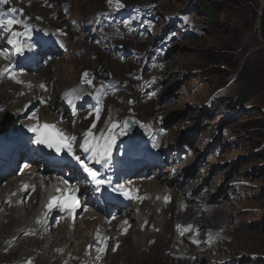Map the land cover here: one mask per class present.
Segmentation results:
<instances>
[{"label": "rangeland", "instance_id": "1", "mask_svg": "<svg viewBox=\"0 0 264 264\" xmlns=\"http://www.w3.org/2000/svg\"><path fill=\"white\" fill-rule=\"evenodd\" d=\"M65 1L72 6L74 15H81L85 19L109 8L108 0ZM120 1L127 8L151 3L150 0ZM165 1L161 5L156 4L153 7H147L142 14L145 18L144 23L140 25L142 29L146 26H149L150 29L156 27L159 17L155 16V13L159 11L162 17L165 18L166 23H169V27L173 25L174 30L167 37L168 40L178 38L188 31L193 32L195 30L197 32L201 24L206 32L199 39L177 44V49L170 57L168 68L164 75V80L166 81L164 93L166 94L171 90L173 94H176V96H173H175L178 103L172 105L173 107L167 108L165 115L169 116L174 113L176 118H181L182 114H185L187 110L189 113L192 112L191 119L194 120L199 110L203 108V104H206L212 96L217 97L219 104H223L228 110L227 113H229L231 110L228 101L233 100L238 95L244 88L245 83L250 85L252 88L251 93H254L249 102L243 106L241 113L228 117L221 127L216 130L217 133L221 132L223 135V129L226 128L225 136H231L232 139L236 138L239 143V147L235 148L233 146L229 152L221 157L222 172L217 180L223 181L225 175L229 173L227 168L228 161L231 162L236 158L247 157L248 159L239 162L237 167L241 168L242 181L247 188L254 192V196L247 198L246 202L225 201L224 209L228 211V213H223L225 217L217 210H213L214 212L209 216H204L202 221L206 218L207 222H204V224L210 229V226H220L223 223L221 222L222 220L229 221L232 217V210L244 209V215L240 217L245 222L243 229H241V225L228 224L227 228L223 229V235L226 236L225 244L221 245L218 251L222 259L233 257L238 261L244 260L246 264H252L251 261L253 260V263H255L256 259L259 264H264V136L256 140L250 135V130H246V126L244 127L245 123L249 124L250 121L262 119L260 130L263 131L264 135V43L260 40L261 19L260 23L258 22V13L260 12L262 0H213L218 11L216 25H213L202 11H198L190 0ZM36 7L37 11L41 12V8L37 5ZM192 8V11H196L190 13L189 11ZM46 12L49 13V11ZM122 23L124 24L123 20L120 24ZM61 26L63 25H57V27ZM79 47H83L85 50V52L84 50L81 51L84 54L82 59L70 60L68 56L65 58L68 60L55 61L51 68L47 69L49 70L48 73L50 75L47 73L49 76L55 74V78L57 77L56 87L58 90L63 88V86L77 82L78 79L82 80L83 73L95 74V72H98L99 67L105 68V71L110 73L112 77L115 76L118 81L126 80V74L136 68L120 64L108 56L97 53V49L89 44L87 46L80 44ZM223 49H226L228 54L219 55L222 58L221 60L217 59V62L208 60V57L211 58L215 53H222ZM94 51L95 54H93ZM212 59L215 60V58ZM243 65H247V69L250 72L247 79H244L246 78L245 75L242 78L239 77ZM91 79L94 82V79ZM221 84L225 86L219 88ZM175 85H177V88L173 90ZM193 87L197 90L195 93H191ZM124 96L123 94L122 97ZM112 102L117 105L115 101ZM119 107L121 111L125 112L134 108V105L133 102L127 101ZM142 110L147 115H152V112L156 110V103L145 105ZM257 113L258 115H256ZM220 114L222 118L225 115L224 111H220ZM217 121H219V117L215 118L213 116L209 125L214 127ZM250 127L248 128L247 126L248 129H252ZM171 137L177 139L179 133L175 132ZM259 150H263V153H258ZM249 171L253 173L247 175ZM232 203L233 206L227 209L229 204ZM173 210H175V206H173L172 212L168 216H174ZM191 214L196 216L192 211ZM165 220L167 221V219ZM212 220L217 222L209 225ZM168 226L169 228L171 227L169 223ZM10 232L13 231L8 229L6 235L11 234ZM132 233H135L134 229L131 231V235ZM128 242L129 239L122 246L123 249L120 247L121 252L113 257L111 264H129L123 261L124 255L126 256L129 253V250H127ZM152 251L154 252L152 253ZM152 251L149 253L144 251L147 256L139 264H154L155 258L167 256L163 254V248H161L159 242L152 248ZM214 258L215 253L203 255L201 258L198 257L195 264H211L214 263ZM166 260H156V264H178L174 260H172L174 263L169 261L168 257H166Z\"/></svg>", "mask_w": 264, "mask_h": 264}, {"label": "snow or ice", "instance_id": "2", "mask_svg": "<svg viewBox=\"0 0 264 264\" xmlns=\"http://www.w3.org/2000/svg\"><path fill=\"white\" fill-rule=\"evenodd\" d=\"M109 6H115L117 9L124 7L120 0H108ZM10 0H0V8L4 6H9ZM22 11V10H21ZM17 9L15 8H4L0 10V38L6 37V45L10 46L11 51L0 50V57H3L5 60L9 61V64L3 67L0 70V76L6 77L14 80L16 83H23L17 79V71L15 70V64L12 63V60L15 57L24 56L26 52H32L33 45L31 41V27L27 24H24L22 20L14 18L9 13H16ZM17 28H23V31L16 30ZM82 83L92 86V79L90 78L89 73H83ZM41 88H45V85H40ZM75 91V90H73ZM73 92H69L67 95L71 96ZM71 103V100H69ZM101 109L96 108V120H99V114ZM34 120L35 123L28 126V131L34 134V143L38 146H43L49 150H53L57 154L67 153L72 156V158L77 162V164L82 168L83 172L91 178V182L96 186L95 190H99V187L102 185L110 184V180L100 178L101 174L98 170H95L93 167H90L89 162H94L100 164L101 166H109L111 163V157L113 152V147L116 142L117 133L113 130L121 129L118 133L119 135L126 134V130L129 127V121H123L122 125L120 123H111L106 131L100 132L99 135L94 133L92 130L96 128V123L94 122L90 129L84 134L83 142L81 144V151L86 154L82 159L79 154H76L73 149L75 141L77 140L76 136H69L66 133L62 132L57 128L55 124L41 123L39 118L34 114L29 117ZM29 164H25L24 168H29ZM23 174L22 172L20 173ZM61 183L64 185L63 188L57 186L55 188L56 195L51 196L49 202L46 205L47 211L37 219L38 224H46L47 216L53 210L59 212H64L75 219V213L78 208L81 207L79 199L76 193L79 191L78 188H75L70 184L69 181L61 178ZM25 193L32 191L34 192L35 186L24 184L21 188ZM120 195L124 196L128 200L134 199H143V197H134L130 194L131 190L121 185L119 188ZM15 195V193H13ZM28 197H25L27 199ZM170 200L169 197H165V202ZM10 203V201H9ZM87 211V209H85ZM111 219H115L112 217ZM111 220L109 221V223ZM124 224H127V221H124ZM176 230L181 236H184L186 232L192 231L193 226L189 224L187 227H182L181 225H176ZM127 229H124L126 234ZM197 234L199 230H196ZM110 237H101L99 231L96 234L97 247L95 252V260L98 261L101 259L102 255L107 253L108 250V241ZM212 240V235L209 233V242ZM119 245L117 244L113 250L115 251ZM89 250H92V245H89Z\"/></svg>", "mask_w": 264, "mask_h": 264}, {"label": "bare ground", "instance_id": "3", "mask_svg": "<svg viewBox=\"0 0 264 264\" xmlns=\"http://www.w3.org/2000/svg\"><path fill=\"white\" fill-rule=\"evenodd\" d=\"M262 4H264V0H262ZM106 11H108V10H106ZM102 12H105V11H102ZM47 69H49V68H47ZM47 69L44 70V75H46L47 77L50 78V76L47 74V72L49 71ZM77 82H81V80L78 79ZM3 87H5V86H1L0 87V105H3L4 102L5 103H13L14 102V98L12 96L11 97L7 96V94H6V91L8 89H11V88L5 87L6 89L4 90ZM21 104H22L21 101H19L17 103H13L11 105V108L12 109L18 108V107L21 106ZM190 162H192V160H190ZM212 163H215V160H212ZM160 183L161 182H151V183L146 184L145 186L149 190H156L160 186ZM8 185L12 186V187H15V179H12L8 183ZM4 191H5L4 189L0 188V194L3 193ZM2 198H3V196L0 197V201H1ZM17 213L21 216V218L16 219L14 217ZM17 213L12 214V217L5 218L6 220L10 221L9 225L1 226V224H0V227L2 228V230L0 231V238L5 236L8 233V229L13 231V232H10V233H11V237H14L16 235L15 228H18L19 226H21L22 225V220L25 219V218H28V216H29L28 212L25 213L23 211H18ZM192 216L193 215H191V217ZM165 219H166L165 215L164 216H159V217H157V221L155 222L156 227H160L161 228L160 234H158L155 237L158 240V242H159L161 247H165L167 245L168 246L170 245L169 241H168V238H167V235H168L167 229L169 228V226H168V222ZM85 225H86L85 229H83L82 226H79L77 228V231H76L75 235L71 236V237H67L66 230L65 229H61L58 232V236L56 237V239H55L56 242L54 244H56V245H61L62 244L65 247H67V251L77 252V253L80 254L84 244L89 241V236L88 235L90 234V230H93V228H94V225H92L91 223H86ZM137 232L138 233L135 232L132 235H130V233H129L128 236L124 239V241H125L124 243H126L127 239L129 238V242H128V245H127V250H129V253L126 256L124 255V257H123L124 260L123 261L124 262H128L129 264H139V262L141 260L146 258L147 255L145 253H143L144 251L142 252L141 250L144 247H146L148 241L153 238V237H151L150 232L148 230L145 233H141L140 231H137ZM165 235H166V237H164ZM54 237L55 236H53L52 238H54ZM50 240H52V239H50ZM42 244H43L42 242H36L34 244H31L29 242L26 245H29L30 248H34L35 246L41 247ZM122 246H123V244L121 245V247ZM45 251L47 252L48 250H45ZM119 252H121V249H119ZM153 252L154 251H152V253ZM174 253L176 254L177 252H174ZM27 255H29V251L28 250L26 251L25 254L22 253V254H20L18 256L19 260L23 256H27ZM191 255H193V254H191ZM112 259H113L112 254H109L106 260L109 262V264H111L110 261ZM161 259L166 260V257L165 256H161V257L155 258L154 261H153L154 264H156V260H161ZM50 260L46 259L45 257H42V258H39V260L37 261V264H48V262ZM57 264H60V263H57ZM185 264H195V263L187 261ZM211 264H215V262L211 263Z\"/></svg>", "mask_w": 264, "mask_h": 264}, {"label": "trees", "instance_id": "4", "mask_svg": "<svg viewBox=\"0 0 264 264\" xmlns=\"http://www.w3.org/2000/svg\"><path fill=\"white\" fill-rule=\"evenodd\" d=\"M198 6L199 9L203 12L204 15H206L210 22L213 23V25L217 24V19H218V11H217V6L216 4L213 2V0H194ZM199 1H201V3H199ZM261 37L264 40V9H263V13H262V18H261ZM224 52V53H223ZM222 53H215L213 56H211V58L208 57L209 61H213V62H217L218 60H221L222 58L219 56L221 54H228L226 49H223ZM212 58H215V60H213ZM248 65V64H247ZM247 65L246 66H242L241 70H240V76L239 77H245L244 79H247L249 77L250 72L248 71L249 69H247ZM224 84L219 85V88L224 87ZM252 92V88L250 87V85L248 83H245L244 88L238 93V95L236 97L233 98V100H229L228 101V105L230 106V108L233 109H238V108H242L243 106H245L249 100L251 99V97L254 95V93ZM258 115V113L256 114ZM262 120V119H261ZM261 120H256V121H250L249 124L245 123L244 127L246 130H250L249 133L250 135L256 139L259 140L260 138H262L263 135V131H261ZM251 124V125H250ZM249 126H251L250 128L252 129H248ZM263 150H259V152H262ZM263 153V152H262Z\"/></svg>", "mask_w": 264, "mask_h": 264}, {"label": "water", "instance_id": "5", "mask_svg": "<svg viewBox=\"0 0 264 264\" xmlns=\"http://www.w3.org/2000/svg\"><path fill=\"white\" fill-rule=\"evenodd\" d=\"M263 7H264V4L261 5L260 12L258 13V17H259L258 22L259 23H260V19L262 16V8ZM123 8L124 7L117 9L115 4H113V6H110V9L113 11H120ZM260 40L263 41V43H264V40L261 36H260ZM93 77L95 79H100V80H109L110 79V75L101 67H100L99 71L93 75ZM125 120H128L130 123H129L128 129L126 130V134L119 135L121 140L132 137L134 135V132L136 131L137 127L139 126V122L136 119H125ZM125 120H123V121H125ZM123 121H122V123H123Z\"/></svg>", "mask_w": 264, "mask_h": 264}]
</instances>
